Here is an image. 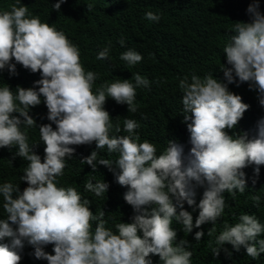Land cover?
<instances>
[{
    "label": "clouds",
    "instance_id": "obj_1",
    "mask_svg": "<svg viewBox=\"0 0 264 264\" xmlns=\"http://www.w3.org/2000/svg\"><path fill=\"white\" fill-rule=\"evenodd\" d=\"M206 1L214 3L216 12L193 23V50L207 54L205 65H199L206 74L193 70L180 75L176 93L172 86L160 94L186 124L190 149L177 136L161 149L150 139L142 140L135 119L125 118L123 128L113 123L105 109L108 98L136 113L137 89L150 88L149 79L135 73L131 79L97 86L100 74L85 69L79 46L63 30L42 22L21 0L0 9V72L7 69L16 76L19 64L41 77L29 88L0 86V149L15 148L14 158H22L25 167L0 183V264H20L22 252L48 264H153V255L160 264H192L191 244L177 240L173 222L188 234L211 223L207 236L212 237L227 206L224 193H245L244 169L255 166L258 178L264 165V0ZM65 2L57 0L53 10L59 12ZM92 7L87 4L89 11ZM145 19L159 22L161 16L148 11ZM119 44L125 45L123 38ZM110 50L109 43L96 59H109ZM120 60L134 67L143 56L129 48ZM41 97L50 123L37 126L30 110L41 104ZM37 127L43 159L34 151L39 143L29 142V130ZM93 142L96 150L80 160L92 169L85 176L84 192L96 197L108 189L123 192L118 214L131 222L108 227L103 209L94 213L90 198L75 185L61 184L67 161L76 152L73 146ZM104 148L118 154L117 159H97V150ZM101 165L113 176L95 180L102 176ZM19 185L25 188L21 191ZM197 188L204 189L198 203ZM251 199L258 208L261 196ZM185 203L199 210L195 222ZM204 235L196 231L194 239L199 242ZM25 241L30 251H22ZM208 243L215 244L214 256L230 244L257 259L264 254V223L255 214L242 213L234 224L223 222ZM48 245L53 252L44 250Z\"/></svg>",
    "mask_w": 264,
    "mask_h": 264
},
{
    "label": "trees",
    "instance_id": "obj_2",
    "mask_svg": "<svg viewBox=\"0 0 264 264\" xmlns=\"http://www.w3.org/2000/svg\"><path fill=\"white\" fill-rule=\"evenodd\" d=\"M56 2L57 0H21L23 5L28 6L31 13L40 16L42 22L55 24L58 30H63L68 38L79 46L81 62L85 69L100 74V79L96 82L97 86L105 81L113 82L118 78L131 79L132 74L135 73H139L152 82L150 88L137 89L138 111L136 113L128 112L126 104L120 105L108 98L105 109L113 118V123L119 122L123 128L125 118L135 119L141 125L137 131L143 137L142 140L144 137L150 139L157 148L161 149L160 147L167 139L177 136L190 149V134H187L186 124L182 122L181 115L175 113L173 105H169L166 98H160V94H164L163 91L169 92L172 86L174 92L177 91L180 75L189 74L193 70L192 73L201 76L206 74L199 65H205L208 60L207 54L193 50L196 46L193 23L202 16L216 12L214 3L206 0H66L57 12L53 10V4ZM15 3L16 0H0V9H8L9 5ZM87 4L93 5L90 11L87 9ZM148 11L159 14L160 21L152 22L145 19V13ZM199 32L200 29L197 33ZM121 38L125 41L123 47L119 44ZM109 43L111 44L109 59L97 60L98 52ZM129 48L143 56V60L134 67L120 60V54ZM12 62L15 63L14 59ZM16 68L18 72L16 76H10L7 69L0 72V86L6 83L15 91L17 86L32 87L34 81L41 78L39 73H31L19 64ZM157 80L160 83H157ZM43 99L41 97V104L30 110V115L36 120L37 126L50 123L47 120L48 110ZM170 102L173 103V101ZM53 128H55L54 124ZM29 136L30 143H39L34 151L43 159L44 148L43 143H40L38 127L30 129ZM73 147L76 148V152L73 158L67 161L64 175L60 177L61 184L75 185L78 191L90 198L91 210L94 213L96 210L103 209L106 213L105 219L108 220V227H113L115 223L121 221L131 222V218L126 219L118 214L123 211L119 202L123 192L108 189L102 197L84 192V182L87 180L85 176L92 169L87 164L82 165L80 160L96 150L95 142L91 145ZM187 148L184 150L185 155L189 151ZM15 151V148L11 151L7 148L0 149V183L11 181L17 176L20 167L25 168L22 158H14ZM97 151L99 153L97 159L103 157L115 161L118 156L116 153H107L106 148ZM254 167L249 166L244 169L248 185L245 193L236 192L235 196L224 193L227 206L224 215L215 225L216 233L212 237L207 236L208 230L213 226L211 223L202 225L201 229L193 228L192 233L188 234L183 232L182 225L173 222V227L178 233L177 240L187 239L191 244L189 250L193 251L192 264H264V254L253 259L247 256L245 248L241 247L237 252L230 244L223 245L219 255L214 256L212 248L215 244L210 246L208 243L209 240H215V236L222 230L223 222L234 224L242 213L255 214L264 223V165L260 166L258 178L254 176ZM100 173L102 176L96 175L95 180L113 176V172L103 165L100 167ZM254 178L255 185L252 183ZM19 187L21 191L25 188L22 185ZM203 190V188H197V203L202 198ZM257 194L261 196L258 208L253 206L251 199ZM185 209L192 212L193 222H195L199 210L193 211L186 203ZM0 214H3L2 207H0ZM200 230H203L205 235L201 241L197 242L194 235ZM2 242L9 243L7 239ZM31 249L32 246L25 241L22 251ZM52 249L53 245H48L44 250L53 252ZM21 256L20 264H31L32 259H34L33 264L39 262L48 264L46 260L24 256L23 252ZM151 258L153 264H160L158 256L153 255Z\"/></svg>",
    "mask_w": 264,
    "mask_h": 264
}]
</instances>
